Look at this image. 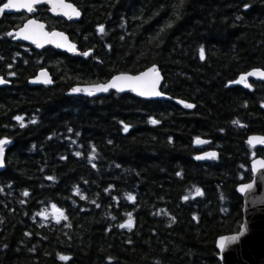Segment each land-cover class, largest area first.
<instances>
[{
	"label": "trees",
	"instance_id": "16d2710c",
	"mask_svg": "<svg viewBox=\"0 0 264 264\" xmlns=\"http://www.w3.org/2000/svg\"><path fill=\"white\" fill-rule=\"evenodd\" d=\"M70 1L79 21L35 17L79 56L14 41L27 16L0 15V264H220L216 239L242 222L236 187L264 158L246 142L264 135V81L236 83L264 70V0ZM153 65L161 90L194 108L70 92ZM42 68L53 84L30 86ZM210 149L218 157L196 159Z\"/></svg>",
	"mask_w": 264,
	"mask_h": 264
},
{
	"label": "water",
	"instance_id": "95a60500",
	"mask_svg": "<svg viewBox=\"0 0 264 264\" xmlns=\"http://www.w3.org/2000/svg\"><path fill=\"white\" fill-rule=\"evenodd\" d=\"M7 3V0L6 2ZM64 4L71 5L73 8L79 11L80 15L74 16L72 15L69 17L68 15H64V11H70L66 9H61L59 7L55 8L53 7V3L50 2V0H41L40 3L34 4L33 5V10L36 6L40 5H45L49 9V13L53 17H62L65 18L66 20L73 22V21H79L82 17V12L78 9V7L71 1L69 0H63ZM3 6V5H2ZM1 6V7H2ZM32 10V11H33ZM32 11H29L27 8H19V9H7L4 11V13H26L27 15H31ZM29 21H34L38 25H43V32L48 33V36H42L40 37L39 43L41 46L37 47L36 43H33L32 40H25L22 38H18L15 36V33L20 31V29L23 28L25 24H27ZM9 33H13V39L16 41H22L27 44L33 45L36 49H44L46 47H52L56 50L66 52L68 54H73L75 56L81 55V51L78 49L77 44L71 40L70 36L63 30L59 29H48L46 22L39 20L35 17H29L26 19L21 26L18 28L11 30ZM52 33H60L63 35L66 40H61L60 37L52 36ZM51 41V42H49ZM58 43H63L65 44L64 47H57ZM74 45L75 50L74 51H69L67 48V45ZM85 53H90V51H87ZM155 69L156 72L159 73V83L156 86V90L160 93L159 96H141L138 95L137 92L131 90L130 88L125 87L123 91H118L116 88H109L107 91H95L96 86L99 85H107L109 82L113 80L114 77H118L121 75H127V76H141L144 73H149V76L151 77L152 73L150 70ZM264 72L263 69L260 68H255L252 70H249L246 73H243L239 76V80L242 76L246 77V80L248 79H256V80H262L264 81V78H261L259 76H248L247 74L250 72ZM41 73H46V78L50 81V83H44L43 78L41 77ZM0 79L4 81V83H0V86H6L10 84V81L4 78L3 75H0ZM164 81V78L162 76L161 71L157 68V66L153 65L149 68H146L143 71H140L138 73H127V72H120L115 75H113L110 79H108L105 82H97V83H91V84H84V85H75L70 89V92L72 94H76L79 92H84L85 94H88L89 90L92 92L90 97H95L99 95H105L108 94L110 91H115L118 93H126V92H132L136 96L143 98V99H161V100H169L172 101L176 104H178L180 107H185L186 104H194L189 103L185 100L178 99V98H172L168 94L164 93L161 90L162 83ZM28 84L30 86H40V85H51L53 84V79L51 76V73L48 69L42 68L37 71V73L31 77L28 80ZM73 89H81L79 92H74ZM250 138H259V139H264V135L262 134H251L247 137L246 142L247 144L252 147H264V143H260L257 141H254L253 144H249ZM202 141H206L205 139L199 138ZM196 142V141H195ZM197 144V143H196ZM203 144V143H202ZM201 145V144H198ZM215 153L216 157L219 155V151L215 149H210L206 151H202L201 153L196 155L197 157H205L206 153ZM5 157H6V152L4 150L3 156L0 157V160H2V165H0V171L4 170L6 168L5 164ZM212 158L205 157L203 159H197L198 161H208ZM258 162H264V158L261 156H255L251 159L250 161V168L252 172V178L248 182H243L237 185L236 187V192L242 197L243 199V207H242V222L240 224V227L238 231L231 233V234H226L219 236L216 239V248L218 250V259L220 261V264H264V168L260 167V164ZM246 185H251V188H246ZM244 188L243 191L241 189ZM241 226H244L246 228V231L244 232V235L239 238L238 241L234 242L231 245L226 246V248L221 251L218 247V242L220 241L221 238H227L233 235H238L240 232Z\"/></svg>",
	"mask_w": 264,
	"mask_h": 264
},
{
	"label": "snow or ice",
	"instance_id": "6c2138e0",
	"mask_svg": "<svg viewBox=\"0 0 264 264\" xmlns=\"http://www.w3.org/2000/svg\"><path fill=\"white\" fill-rule=\"evenodd\" d=\"M41 0H7V3H4L2 7H0V15H2L4 13L5 10L7 9H19L21 7L23 8H27L29 11L33 10V5L34 4H38L40 3ZM50 2L53 3V7L54 9L59 7L61 9H66V10H70V11H64L63 14L64 15H68L69 17H71L72 15L74 16H79L80 13L78 10H76L75 8H73L71 5L68 4H64L63 0H50ZM247 7V6H245ZM98 31H100L101 33L104 31L103 26H100V28L98 29ZM9 36H12L13 33H8ZM48 33H44L43 32V25H38L36 24L34 21H29L27 24H25L23 26L22 29H20V31L15 33V36L18 38H22L25 40H32L33 43L37 44V47L41 46L39 43L40 37L42 36H48ZM52 36H56V37H60L61 40H66V38L63 37L62 34L60 33H52ZM51 42V41H49ZM65 44L63 43H58L57 47H64ZM67 48L69 51H74L75 50V46L74 45H67ZM84 55H88V53H84ZM204 58V52L203 49H201V59ZM152 75L151 77L149 76V73H144L141 76H127V75H121L118 77H114L113 80L111 82H109L107 85H99L96 86L95 91H107L109 88H116L118 91H123L125 87L130 88L131 90L137 92L138 95L141 96H159L160 93L156 90V86L159 83V73L156 72L155 69L150 70ZM248 76H259L261 78H264V72H258V71H254V72H250L247 74ZM41 77L43 78V82L44 83H50V81L46 78V73H41ZM0 83H4V81L2 79H0ZM236 83H245V86H250L247 85L246 83V77L242 76L240 78V80L236 81ZM74 92H79L81 91V89H73ZM88 91V94L91 95L92 92L89 90H85ZM185 107L191 108L193 107V105L191 104H186ZM18 121L22 120V117H17L16 118ZM34 122V121H33ZM151 123H157V121H151ZM234 124H238V121H233ZM24 125L21 124V127H23ZM127 127H125L124 131H127ZM254 141L260 142V143H264V139H259V138H250L249 140V144H253ZM8 143L6 140H0V157L3 156V152H4V145ZM196 143L197 144H202V143H206V141H202L199 138L196 139ZM216 154L213 153H206L205 157L208 158H215ZM205 157H197V159H203ZM260 164V167L264 168V162H258ZM0 165H2V160H0ZM179 175V174H178ZM246 188H251V185H246ZM244 188L241 189V191H243ZM197 195L202 194L200 192V189H196L195 190ZM28 193L25 192L24 195H27ZM129 200H132L133 197L132 196H128ZM185 199H187V197H185ZM57 215H58V219L59 218H63V213L59 212V210H55ZM40 215H44V213H40ZM132 226V220H131V214H129V220L127 222V224H121L120 227L124 228V227H129L131 228ZM246 231V228L244 226H241L240 228V232L238 235H233L227 238H221L220 241L218 242V247L221 251H223L226 246L233 244L234 242L238 241L239 238L241 236L244 235V232ZM60 259L62 260H66L67 257H63L61 256Z\"/></svg>",
	"mask_w": 264,
	"mask_h": 264
},
{
	"label": "flooded vegetation",
	"instance_id": "af4514ba",
	"mask_svg": "<svg viewBox=\"0 0 264 264\" xmlns=\"http://www.w3.org/2000/svg\"><path fill=\"white\" fill-rule=\"evenodd\" d=\"M6 2V1H5ZM40 7H45V8H47V10H48V12H49V9H48V7H46L45 5H40V6H36L35 8H34V10L32 11V13H31V15L29 16V15H27L26 13H10V14H25L26 16H27V18L26 19H28L29 17H35V13H36V10H37V8H40ZM3 14H9V13H3ZM50 14V13H49ZM51 15V14H50ZM53 17V16H52ZM36 18V17H35ZM54 18H56V17H54ZM59 18H62V17H59ZM38 19V18H37ZM64 20H66L65 18H63ZM40 20V19H39ZM67 22H70V21H68V20H66ZM73 22H75V21H73ZM22 25V24H21ZM20 25V26H21ZM48 28V27H47ZM48 29H51V28H48ZM14 40V39H13ZM14 41H16V40H14Z\"/></svg>",
	"mask_w": 264,
	"mask_h": 264
}]
</instances>
